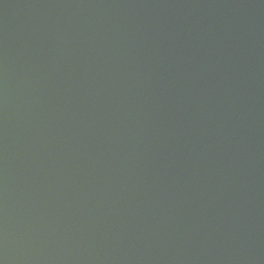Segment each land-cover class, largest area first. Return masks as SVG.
<instances>
[{
	"label": "water",
	"instance_id": "95a60500",
	"mask_svg": "<svg viewBox=\"0 0 264 264\" xmlns=\"http://www.w3.org/2000/svg\"><path fill=\"white\" fill-rule=\"evenodd\" d=\"M0 264H264V0H0Z\"/></svg>",
	"mask_w": 264,
	"mask_h": 264
}]
</instances>
